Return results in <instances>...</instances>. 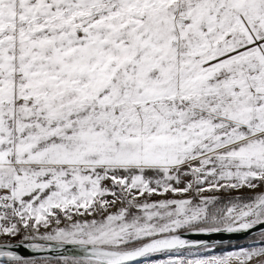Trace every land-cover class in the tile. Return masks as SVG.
Segmentation results:
<instances>
[{
    "label": "snow or ice",
    "instance_id": "snow-or-ice-1",
    "mask_svg": "<svg viewBox=\"0 0 264 264\" xmlns=\"http://www.w3.org/2000/svg\"><path fill=\"white\" fill-rule=\"evenodd\" d=\"M0 264H264V0H0Z\"/></svg>",
    "mask_w": 264,
    "mask_h": 264
},
{
    "label": "water",
    "instance_id": "water-1",
    "mask_svg": "<svg viewBox=\"0 0 264 264\" xmlns=\"http://www.w3.org/2000/svg\"><path fill=\"white\" fill-rule=\"evenodd\" d=\"M191 238H201V239H204V238H207V237H204V236H200V237H196V236H193V237H191ZM221 237H219V236H213L212 237V239H220ZM224 239H229V238H231V239H234V240H242L243 239V237H240V236H232V237H229V236H225V237H223Z\"/></svg>",
    "mask_w": 264,
    "mask_h": 264
}]
</instances>
